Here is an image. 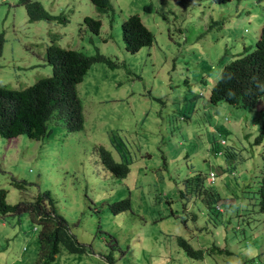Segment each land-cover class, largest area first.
<instances>
[{
  "label": "rangeland",
  "instance_id": "374dc122",
  "mask_svg": "<svg viewBox=\"0 0 264 264\" xmlns=\"http://www.w3.org/2000/svg\"><path fill=\"white\" fill-rule=\"evenodd\" d=\"M38 1L55 19L28 21L23 5L0 0V86L19 89L49 76V43L97 50L116 63L93 62L76 83L81 129L67 131L60 118L50 117L39 139L0 136L6 200L30 201L49 191L56 212L85 245L83 253L61 246L49 264H264V213L252 192L263 168L264 92L247 108L207 98L222 63L243 47L254 48L264 0H110L112 8L104 12L89 0ZM131 13L153 35L150 45L134 52L124 48L120 31ZM84 15L100 20L98 32L89 30ZM111 134L129 153L122 178L101 167L96 150L102 145L119 159ZM212 140L226 158L209 147ZM209 169L219 212L209 217L197 197L183 210L182 178ZM14 181H23L21 188ZM156 192L160 199L152 201ZM127 194L129 209L112 213L108 203ZM192 211L204 215L192 223ZM37 229L26 210L0 214V264H31ZM177 235L209 251L187 257Z\"/></svg>",
  "mask_w": 264,
  "mask_h": 264
},
{
  "label": "trees",
  "instance_id": "16d2710c",
  "mask_svg": "<svg viewBox=\"0 0 264 264\" xmlns=\"http://www.w3.org/2000/svg\"><path fill=\"white\" fill-rule=\"evenodd\" d=\"M15 1L17 4L23 5L28 21L55 19L38 0ZM215 1L225 2L227 0ZM89 2L101 12L112 8L110 0H89ZM143 8L150 9V6L145 5ZM57 19L64 21L63 16L60 15H57ZM82 21L91 32H98L101 25L99 19L84 15ZM120 31L124 48L130 52L136 51L141 46L150 45L153 39L152 32L140 20L137 13L128 14L121 21ZM3 41V33L0 32V54ZM254 44L252 50L246 51V48L243 47V51L233 53L232 58L222 63L219 76L212 83L207 94L210 103L223 100L229 104L247 108L253 106L263 94L264 20ZM44 57L46 63L51 66L49 76L39 77L31 84L19 89L0 86V136L8 139L24 134L29 138L39 139L46 134V121L50 117L60 118L67 131L81 129L83 114L75 87L76 83L82 79L86 69L93 62H103L110 67L116 65L112 59L97 50L88 54L77 49L60 47L54 43H49L45 47ZM259 138L260 134L254 138V143L259 142ZM108 139L119 153V159H114L109 150L98 145L96 150L100 165L115 177L122 178L129 171L127 162L129 153L126 148H122V145L125 144L119 137L111 134L108 135ZM209 147L216 153L226 152L221 151L213 140L209 142ZM224 157L226 158L225 153ZM262 165V173L256 182V189L252 192L256 195L257 209L264 213V154ZM207 174V171L200 170L182 178L178 196L183 210L186 204L190 205L191 199L197 197L203 205L204 213L206 212L209 217L217 215L219 212L218 202L221 197L218 191L214 190L213 183L207 181ZM13 183L21 188L23 181H14ZM151 196L152 201L160 199L158 192ZM45 199L48 206L42 202ZM165 202L169 204L170 201L165 199ZM234 206L236 204L229 205L230 208ZM129 207L128 194L108 203V209L112 213L129 209ZM236 209L238 211L239 208ZM23 210L28 211L31 223L38 224L36 258L31 264H49L54 260L61 246L71 253H83L86 250L85 245L77 241L71 233L64 217L56 212L49 191L38 192L31 201L18 200L16 203H9L6 200V190L0 187V214L11 215ZM204 213L198 215L192 211L188 214V218L194 223L196 217L200 219ZM169 214H174L171 208ZM212 224L216 223L212 222ZM175 240L187 257L200 258L209 251L208 247H193L186 238L180 235H177ZM216 249L227 252L226 248L218 245Z\"/></svg>",
  "mask_w": 264,
  "mask_h": 264
},
{
  "label": "clouds",
  "instance_id": "9594fccd",
  "mask_svg": "<svg viewBox=\"0 0 264 264\" xmlns=\"http://www.w3.org/2000/svg\"><path fill=\"white\" fill-rule=\"evenodd\" d=\"M212 1L215 2V3H221V2H216L215 0H212ZM227 1H229V0H227ZM227 1H225V2H227ZM222 3H224V2H222ZM244 12L247 13L246 9H244ZM258 33H259V32H258ZM255 103H256V102H255ZM255 103H254V104H255ZM219 142H220V143H224V139H223V138H220V139H219ZM209 171H212V170H209ZM209 171H208V174H207V181L211 183V182L214 180V178H213V179H210V178H209ZM214 177H215V174H214ZM32 200H33V199H32ZM30 201H31V200H30Z\"/></svg>",
  "mask_w": 264,
  "mask_h": 264
},
{
  "label": "built area",
  "instance_id": "2783aa9c",
  "mask_svg": "<svg viewBox=\"0 0 264 264\" xmlns=\"http://www.w3.org/2000/svg\"><path fill=\"white\" fill-rule=\"evenodd\" d=\"M209 178L213 179L214 178V172L213 171H209Z\"/></svg>",
  "mask_w": 264,
  "mask_h": 264
}]
</instances>
